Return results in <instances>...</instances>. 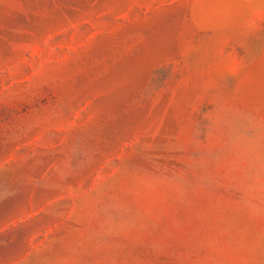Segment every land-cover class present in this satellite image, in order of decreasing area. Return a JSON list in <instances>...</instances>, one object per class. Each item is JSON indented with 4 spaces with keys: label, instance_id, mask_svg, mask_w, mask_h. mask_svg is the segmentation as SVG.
<instances>
[{
    "label": "rangeland",
    "instance_id": "1",
    "mask_svg": "<svg viewBox=\"0 0 264 264\" xmlns=\"http://www.w3.org/2000/svg\"><path fill=\"white\" fill-rule=\"evenodd\" d=\"M0 264H264V0H0Z\"/></svg>",
    "mask_w": 264,
    "mask_h": 264
}]
</instances>
